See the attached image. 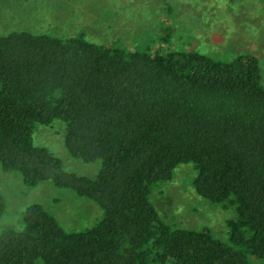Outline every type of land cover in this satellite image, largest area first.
Wrapping results in <instances>:
<instances>
[{"label": "trees", "instance_id": "16d2710c", "mask_svg": "<svg viewBox=\"0 0 264 264\" xmlns=\"http://www.w3.org/2000/svg\"><path fill=\"white\" fill-rule=\"evenodd\" d=\"M178 9L169 6L173 24L158 37L162 46L179 31L174 25L187 30ZM87 36L0 35V166L21 174L28 188L52 182L103 212L93 228L70 232L42 205L31 206L20 228L0 229V264L264 262L260 58L224 60L172 46L132 50ZM57 123L72 158L99 164L95 178L66 172L35 144L39 126ZM184 165L194 168L202 199L236 211L228 243L162 219L154 191ZM6 210L0 192V222Z\"/></svg>", "mask_w": 264, "mask_h": 264}, {"label": "rangeland", "instance_id": "374dc122", "mask_svg": "<svg viewBox=\"0 0 264 264\" xmlns=\"http://www.w3.org/2000/svg\"><path fill=\"white\" fill-rule=\"evenodd\" d=\"M197 4L198 6L191 8ZM179 9L180 25L172 43L157 41L172 26L169 6ZM233 7H231V6ZM199 8V9H198ZM184 17L183 19H180ZM15 30L52 32L67 38L86 32L91 42L130 49L157 51L171 48L194 51L230 60L238 55L260 58L264 76V0H0V35ZM61 124L39 126L37 146L49 149L64 163L66 172L95 178L99 164H85L70 156ZM195 170L181 166L173 182L158 187L152 200L164 222L185 230H209L228 243L230 224L237 221L234 209H225L202 199L194 189ZM0 192L7 210L0 229L21 227L23 216L33 205H42L67 231L93 228L103 215L94 202L52 182L28 188L19 173L4 172L0 166ZM254 264L264 262L253 258Z\"/></svg>", "mask_w": 264, "mask_h": 264}]
</instances>
